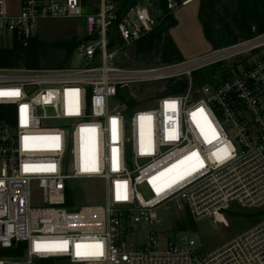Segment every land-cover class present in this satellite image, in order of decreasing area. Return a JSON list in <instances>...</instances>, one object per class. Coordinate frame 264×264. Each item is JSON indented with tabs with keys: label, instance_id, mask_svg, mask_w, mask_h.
<instances>
[{
	"label": "built area",
	"instance_id": "obj_1",
	"mask_svg": "<svg viewBox=\"0 0 264 264\" xmlns=\"http://www.w3.org/2000/svg\"><path fill=\"white\" fill-rule=\"evenodd\" d=\"M194 1L168 0V14ZM85 8L21 0L12 13L0 0V33L25 44L41 22L83 19L87 63L0 69V92L19 93L0 95V249L22 253L0 264H264V34L173 65L120 69L118 49H108L116 5ZM155 12L153 0L127 11L118 25L125 46L154 31L164 19ZM212 67L198 85L194 74ZM172 80L185 89L168 93ZM148 86L160 88L144 103L137 90ZM92 181L106 186L105 204L69 208L77 182ZM163 207L176 212V228L163 230ZM182 214L196 226L223 215L262 219L207 253L179 227Z\"/></svg>",
	"mask_w": 264,
	"mask_h": 264
},
{
	"label": "trees",
	"instance_id": "obj_2",
	"mask_svg": "<svg viewBox=\"0 0 264 264\" xmlns=\"http://www.w3.org/2000/svg\"><path fill=\"white\" fill-rule=\"evenodd\" d=\"M87 9L89 0H83ZM99 1V0H96ZM116 5L118 20L108 30V49L110 52L124 48L125 44L118 33V25L127 11L136 6L140 0H108ZM225 0H200L199 20L203 26L204 35L213 49L229 46L240 39H248L255 35L264 34V0H231V12L224 5ZM156 11H160L164 17L154 31L137 40L136 56L145 64H151L158 59L159 64L173 65L185 61L176 43L170 35V29L177 26L178 22L174 14H168V0H153ZM223 6L224 14L219 7ZM97 36L94 37L96 39ZM85 40V38L83 39ZM83 40L74 38L68 42L55 44L54 46L65 50V62L72 59ZM45 44L38 35L30 37L27 43L21 42L17 34L12 35V44L7 47L0 46V69H41L42 49ZM64 62V64H65ZM62 64L58 69H66ZM216 67L207 68L194 74L198 85L208 81L209 76L215 73ZM186 87L185 81H170L168 93L182 92ZM1 108L0 110H2ZM76 194V195H75ZM76 191L69 192L67 206L74 208L78 205ZM263 214L264 213H259ZM182 230L191 229L197 231L196 224L187 216L185 222H180ZM22 253L19 249L4 251L0 249L1 257L17 258ZM39 264H55L53 260Z\"/></svg>",
	"mask_w": 264,
	"mask_h": 264
},
{
	"label": "rangeland",
	"instance_id": "obj_3",
	"mask_svg": "<svg viewBox=\"0 0 264 264\" xmlns=\"http://www.w3.org/2000/svg\"><path fill=\"white\" fill-rule=\"evenodd\" d=\"M10 11L18 13L21 7V0H8ZM198 5L196 2L182 10L180 16V26L172 31V35L178 48L185 60L196 58L200 55L206 54L212 50L210 43H208L202 25L198 19ZM224 5L231 12V0H225ZM90 12L96 11L98 8V1L89 0L87 3ZM224 7L220 6L221 14H224ZM88 11L84 9V15ZM159 15V11L155 12ZM40 40L45 44L41 53V69H58L65 62L66 51L55 47V44L68 42L74 38L83 40L86 37L84 20L71 19V20H56L44 21L39 24L36 32ZM12 44V35L0 33V46L7 47ZM158 59L154 60L151 64H145L140 58L136 56V47L134 44L125 46L124 48L115 51L112 60V65L120 69H136L149 66L158 65ZM66 69L85 68L87 63L78 51L75 52L71 60L65 62ZM158 86H148L141 90H137L139 99L144 103H148L156 92L159 90ZM149 105H154L151 103ZM78 195L76 201L79 206L89 205H104L106 197V186L100 181L92 182H77ZM76 195V194H75ZM36 203H40L39 192L35 193ZM242 211V209H240ZM176 212L171 208L163 207L158 211L159 218L163 222V230H170L176 228L174 216ZM179 213H177L178 215ZM182 222L186 221L184 214L181 215ZM262 217L249 218L244 215L238 216L237 214L223 215L219 217L218 223L214 224L212 219H204L197 223V231L194 238L198 241L200 248L207 253L212 252L228 243L232 238L249 230L255 223L260 221ZM142 238V237H141ZM139 239V243L143 239ZM55 264H63L60 261H55Z\"/></svg>",
	"mask_w": 264,
	"mask_h": 264
},
{
	"label": "snow or ice",
	"instance_id": "obj_4",
	"mask_svg": "<svg viewBox=\"0 0 264 264\" xmlns=\"http://www.w3.org/2000/svg\"><path fill=\"white\" fill-rule=\"evenodd\" d=\"M0 95H3V96H16V95H19L18 92H0ZM25 109H26V106H25ZM113 123H115V121H113ZM26 140L29 139V138H25ZM86 171L88 169H85ZM119 198V197H118ZM66 245H67V242H62L58 247L62 250H66ZM77 250H79L80 248V245H77ZM96 247H100L99 245H97ZM36 249L39 251L41 250V245L40 244H37L36 245ZM45 250H51V249H45ZM98 254H101V253H92L91 255H98ZM77 255H81V253L79 251H77Z\"/></svg>",
	"mask_w": 264,
	"mask_h": 264
},
{
	"label": "crops",
	"instance_id": "obj_5",
	"mask_svg": "<svg viewBox=\"0 0 264 264\" xmlns=\"http://www.w3.org/2000/svg\"><path fill=\"white\" fill-rule=\"evenodd\" d=\"M196 2H199V0L198 1H196ZM196 2H194V3H196ZM194 3H192V4H194ZM192 4H190V5H192ZM190 5H188V6H190ZM188 6H186V7H188ZM186 7H182L181 9H179L178 11H176L175 13H174V17H175V19L177 20V22H178V24H177V26L176 27H174V28H172V29H170V35H171V37L173 38V40H174V37H173V35H172V31L174 30V29H176L177 27H179L180 26V16H181V13H182V10L184 9V8H186ZM198 19H199V5H198ZM200 21V20H199ZM201 23V22H200ZM202 25V24H201ZM202 29H203V26H202ZM204 32V31H203ZM174 42L176 43V41L174 40ZM209 43V42H208ZM177 45V44H176ZM212 46V45H211ZM177 47H178V45H177ZM179 49V48H178ZM212 49H213V47H212ZM180 51V50H179Z\"/></svg>",
	"mask_w": 264,
	"mask_h": 264
},
{
	"label": "bare ground",
	"instance_id": "obj_6",
	"mask_svg": "<svg viewBox=\"0 0 264 264\" xmlns=\"http://www.w3.org/2000/svg\"><path fill=\"white\" fill-rule=\"evenodd\" d=\"M194 2H196V1H194ZM194 2H193V3H194Z\"/></svg>",
	"mask_w": 264,
	"mask_h": 264
}]
</instances>
